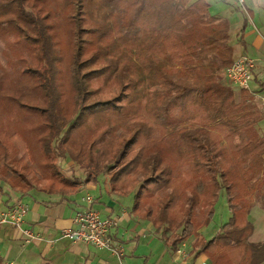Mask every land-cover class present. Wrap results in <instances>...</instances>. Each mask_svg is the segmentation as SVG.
<instances>
[{
	"label": "trees",
	"instance_id": "1",
	"mask_svg": "<svg viewBox=\"0 0 264 264\" xmlns=\"http://www.w3.org/2000/svg\"><path fill=\"white\" fill-rule=\"evenodd\" d=\"M56 18L67 30L84 21L86 31L114 27L122 42L146 22L169 20L153 39L162 52L148 48L133 57L124 50L116 93L102 86L97 69L86 71V134L75 128L82 115L63 120L57 110ZM230 30L209 0H0V39L28 45L34 65L25 73L39 81L32 91L38 100L22 105L43 114V143H53L58 159L74 160L85 172L70 178L60 163L34 166V138L23 129L0 134V179L22 197L41 190L61 203L79 194L82 183L105 176L111 195L135 193L131 214L149 220L172 252L194 239L190 255H205L210 264L263 263L264 239L251 240L250 216L255 205L264 209V116L253 104H236L234 88L217 78L236 59ZM244 30L245 22L238 42ZM95 48L86 66L98 64ZM3 60L0 95L11 70ZM223 192L231 215L207 238L202 229Z\"/></svg>",
	"mask_w": 264,
	"mask_h": 264
},
{
	"label": "rangeland",
	"instance_id": "2",
	"mask_svg": "<svg viewBox=\"0 0 264 264\" xmlns=\"http://www.w3.org/2000/svg\"><path fill=\"white\" fill-rule=\"evenodd\" d=\"M58 1L59 0H56V2ZM213 4L214 6L216 5V3ZM82 17L86 19V10L83 11ZM55 22L57 25L52 30L55 40V47L53 50V80L57 93V110L59 116L63 118V120L71 116L75 117L78 115L80 117L82 115L83 121L77 122L75 128H82L83 134H86V108L82 106L84 97H86V71L97 69L98 72L96 74L98 78L102 79V86L112 91V94L116 93L113 89L116 87V74L122 69L120 60L123 54L128 53L130 56L134 57L140 50L148 48L156 52H162L159 50L160 46L157 45L156 40L154 41L153 39L159 37L163 26L167 24L169 20H158L154 23L146 22L142 24L138 33L127 38L124 42L117 38L116 31H118V29L114 27L102 25L97 30L86 31V21H84L80 28H78V26H73L71 29L67 30L60 24L59 18H56ZM81 29L83 31H81ZM233 36L235 39V34H233ZM8 37L9 42H6L5 39H0V58L2 57L4 59L2 63L11 69L8 74L4 76L6 80L5 88L2 90L3 94L0 95V100L3 102V106L0 109V134L3 137H7L14 131H22L25 129L29 134H32L34 138V143L31 147L33 165L37 168L43 167L47 169V164H49L51 167L57 168V163H60L61 158L58 159L54 151L53 143L49 146L43 143V137L46 135L45 126L42 124L43 114L39 111L30 109L29 106L22 105V103H24V105L33 104L38 100H36V95H32V91H38V78L25 73L26 68L34 65L32 57H27L29 54L28 45L23 42L10 43V39H13V37ZM95 45H97L99 62L98 64L86 66L88 54L96 51ZM86 50H88V52ZM124 50H126L127 53ZM239 55H237V57ZM102 67H104L103 70H100ZM225 67H222L218 73L217 78L220 82H222L221 73ZM89 82L90 80L88 79L87 83ZM225 85L234 88L236 104H246V106H248L247 104H253V106L258 107L256 103L257 95H255L254 90L257 89L258 84L255 80H253L250 85L252 90L239 88L232 83ZM84 121L85 123L82 124ZM261 124V132L264 133V122ZM71 171L82 174L79 165H74V167L73 165L71 167L69 166L63 170V173L70 175L72 174ZM105 185L106 184L102 180L98 190H91L89 192L93 196L97 195V197H100L102 192L103 201L98 204L99 207L109 209L108 207L110 206L108 205H112L115 210L119 211L123 208H128L131 202H133L135 193H130L125 196L111 195L107 193L108 189ZM111 200H114V202L111 203ZM101 204H103V206ZM96 208L99 209L101 213H105L101 208ZM230 215L231 212L227 195L223 192L217 201L215 217L208 226V232L212 231L211 234L214 235L216 231L219 230L220 226L229 220ZM250 217L258 228L264 230V209H262L259 204L255 205ZM118 227H120L119 230H121V234H123V229L126 228L125 223H119ZM263 235L264 232L262 234L261 231L260 236ZM193 240L194 239L190 240V243L185 246L187 250L191 249ZM93 246H91L93 250L100 251L98 250L99 248L97 249L96 246ZM183 246L184 244L180 247L183 248ZM103 252L104 255L109 256V258L111 257L110 251L107 249ZM116 260L117 256L111 259L113 264H117Z\"/></svg>",
	"mask_w": 264,
	"mask_h": 264
},
{
	"label": "crops",
	"instance_id": "3",
	"mask_svg": "<svg viewBox=\"0 0 264 264\" xmlns=\"http://www.w3.org/2000/svg\"><path fill=\"white\" fill-rule=\"evenodd\" d=\"M209 1L213 14L230 20V34L235 47V57L237 58V55L240 54L239 56L250 55L257 59L258 67L254 80L258 87L254 90L257 95L258 109L264 116V0H245V6H241L235 0ZM213 3L216 5L214 6ZM244 22V43H242L238 41ZM233 34H235V39ZM68 164L70 167L79 165L74 160H70ZM75 172L71 171L70 175L64 173L62 175L70 178L85 177L82 168V174ZM102 180L108 189L107 193H109V178L101 176L98 183H82V190L79 194L70 196L67 201L55 203L59 200V196L41 190H33L30 194L22 197L20 193L12 190L0 179V214L8 210L18 200L27 201L30 203V209L25 217L23 227H31L45 236V239L41 241H29L25 239L21 229L14 227L11 223H0V260L5 264H113L111 259L117 256V264H210L209 258L205 255L194 259L193 255L182 257L172 252L164 241L154 233L153 224L149 220H139L131 214L133 202L128 208L119 211L108 204L109 209L99 207L98 204L103 201L102 192L100 197L94 196V206L101 208L105 215L118 217L119 223H125L126 226L123 229V234L118 226L112 230L111 234L113 246L121 247L120 253L115 254L107 248H97L100 251H95L91 247L92 244L70 242L69 240H64L62 247L54 246L52 240L58 237L62 228L71 224L75 211L83 209L85 204L83 197L91 190H98ZM113 202L114 200H111V203ZM101 205L103 206V204ZM208 230V227L202 229V233L207 238L212 236V231L208 232ZM261 231L263 234L264 230L255 225L251 240L262 241L264 235L260 236ZM189 243V241L184 243L183 248L186 249L185 246ZM105 249L110 251L112 258L104 255Z\"/></svg>",
	"mask_w": 264,
	"mask_h": 264
},
{
	"label": "built area",
	"instance_id": "4",
	"mask_svg": "<svg viewBox=\"0 0 264 264\" xmlns=\"http://www.w3.org/2000/svg\"><path fill=\"white\" fill-rule=\"evenodd\" d=\"M235 1L241 6H245V0ZM257 67V59L253 56H239L231 66L225 67L222 70L221 80L225 84L232 83L242 89H251L250 85L254 80ZM60 164L62 165V169L69 167L68 162L62 158ZM83 201L85 203L83 209L76 210L71 219V224L62 228L58 237L52 240L54 246L62 247L64 240H69L70 242H86L100 249H111L115 254H119L121 247H114L111 237L112 230L119 224V218L101 213L94 206L95 198L91 193H87L83 197ZM29 209V202L18 200L8 210L0 214V223H11L14 227L21 229L26 240H44L45 236L41 232L31 227H23ZM176 254L178 256L188 257L190 250L180 247Z\"/></svg>",
	"mask_w": 264,
	"mask_h": 264
}]
</instances>
